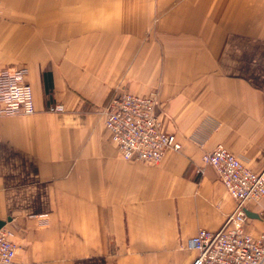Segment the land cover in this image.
I'll list each match as a JSON object with an SVG mask.
<instances>
[{
	"label": "crops",
	"instance_id": "1",
	"mask_svg": "<svg viewBox=\"0 0 264 264\" xmlns=\"http://www.w3.org/2000/svg\"><path fill=\"white\" fill-rule=\"evenodd\" d=\"M0 68L26 69L34 95L33 115L0 117L18 263L192 264L187 240L234 209L203 154L264 173V0H0ZM121 90L156 96L179 150L122 158L102 115ZM246 207L264 233V197Z\"/></svg>",
	"mask_w": 264,
	"mask_h": 264
},
{
	"label": "built area",
	"instance_id": "2",
	"mask_svg": "<svg viewBox=\"0 0 264 264\" xmlns=\"http://www.w3.org/2000/svg\"><path fill=\"white\" fill-rule=\"evenodd\" d=\"M26 75L24 68H0V117L35 113L33 90L25 81ZM155 104V95L137 96L121 90L115 91L103 107L104 127L125 161L157 165L167 150L180 149L173 134L161 131ZM49 111L60 113L63 108L55 105ZM202 161L214 169L234 201V209L218 231L200 229L187 240L186 249L196 252L192 264H264V233L254 237L246 230V206L264 197V173L251 172L240 158L220 146L204 153ZM40 224H45L43 218ZM12 235L7 228H0V264H22L15 259L17 246Z\"/></svg>",
	"mask_w": 264,
	"mask_h": 264
},
{
	"label": "trees",
	"instance_id": "3",
	"mask_svg": "<svg viewBox=\"0 0 264 264\" xmlns=\"http://www.w3.org/2000/svg\"><path fill=\"white\" fill-rule=\"evenodd\" d=\"M43 81H44V86H45V90H46V94H50L51 93V76L49 73H45L43 75Z\"/></svg>",
	"mask_w": 264,
	"mask_h": 264
},
{
	"label": "water",
	"instance_id": "4",
	"mask_svg": "<svg viewBox=\"0 0 264 264\" xmlns=\"http://www.w3.org/2000/svg\"><path fill=\"white\" fill-rule=\"evenodd\" d=\"M246 215L250 218L252 217H256L254 216V214H251L250 212L246 211ZM5 225V222L4 221H0V228H2L3 226Z\"/></svg>",
	"mask_w": 264,
	"mask_h": 264
}]
</instances>
